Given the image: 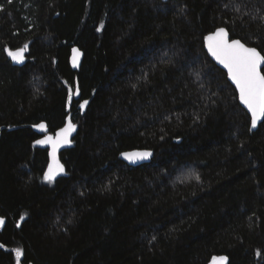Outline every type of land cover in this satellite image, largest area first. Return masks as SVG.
<instances>
[{
  "label": "trees",
  "instance_id": "1",
  "mask_svg": "<svg viewBox=\"0 0 264 264\" xmlns=\"http://www.w3.org/2000/svg\"><path fill=\"white\" fill-rule=\"evenodd\" d=\"M220 27L264 54V0H0V264H264V121L205 51ZM69 116L49 182L35 125Z\"/></svg>",
  "mask_w": 264,
  "mask_h": 264
},
{
  "label": "snow or ice",
  "instance_id": "2",
  "mask_svg": "<svg viewBox=\"0 0 264 264\" xmlns=\"http://www.w3.org/2000/svg\"><path fill=\"white\" fill-rule=\"evenodd\" d=\"M9 3L12 0H8ZM209 53L216 58L228 70L229 77L236 84L239 90V99L247 107L251 113V125L253 128L257 126L258 120L264 118V71H261V66L264 65V54L258 51L256 47H247L240 40H229L228 32L224 28H219L217 31L206 37ZM27 45L15 50H8V55L17 63L24 62V54L27 50ZM74 53L78 50L74 49ZM75 55L73 60L75 62ZM77 94L79 89L77 88ZM71 89H69V101L71 100ZM88 104L85 100L80 105L83 108ZM35 127L47 132L45 124H38ZM75 125L71 121V117L67 118L66 125L61 128L55 135H46L44 139L36 140L38 145L50 144L52 147V157L55 160L56 150L62 143H68L69 134L75 130ZM126 158L133 157L143 159L151 156L150 152L139 153H124ZM58 170L62 171L63 166L57 163L54 169L49 165L48 172L45 174V180L52 182L58 174ZM23 219V217H21ZM4 219L0 217V225H3ZM4 247L0 244V248ZM17 261L23 255V251L19 248L15 249ZM227 257H213L212 264H225Z\"/></svg>",
  "mask_w": 264,
  "mask_h": 264
},
{
  "label": "water",
  "instance_id": "3",
  "mask_svg": "<svg viewBox=\"0 0 264 264\" xmlns=\"http://www.w3.org/2000/svg\"><path fill=\"white\" fill-rule=\"evenodd\" d=\"M220 28H224V27H220ZM217 29H219V28H217ZM217 29L214 30L213 32L209 33L208 35H206V37H208L209 35H211V34L214 33L215 31H217ZM224 29L228 32V30H227L226 28H224ZM206 37L204 38V48H205V51L207 52V54L209 55V57L211 58V60H212L217 66H219L222 70H224V72L226 73L227 78H228V81L230 82V84L234 87V89H235L236 92H237L238 100H239L240 105L242 106L243 109H245V111L248 113V115H249V117H250V132H251V133H252V132H255V131L259 128L260 124L264 121V118L258 120V122H257V126H256L255 128L252 127V125H251V113H250V111H249V110L247 109V107H246V106L240 101V99H239V90H238L236 84H235V83L231 80V78L229 77V74H228V70H227V68H225L224 65H222L218 60H216L215 57H213V56L209 53V51H208V47H207V40H206ZM228 38H229V40H234V39L231 38L229 32H228ZM235 40H239V39H235ZM240 41H241V40H240ZM241 43H243V42L241 41ZM243 44H245V43H243ZM245 45H246V44H245ZM246 46H247V47H251V46H248V45H246ZM74 49L78 50V53H74V52H73ZM257 50H258V49H257ZM258 51H259V50H258ZM74 55H75V57H76L75 62H74V60H73ZM82 60H83V53H82V51H81L78 47H74V48L71 50V54H70V58H69V64H70V66H71V68H72L73 71H79V70H80ZM263 69H264V65L261 66V71H263ZM77 88H78V85H77ZM79 95H80V94H77V91H76V92H75V97L78 98ZM70 117H71V116H70ZM71 121H72V120H71ZM66 123H67V120H66ZM66 123H65V125H66ZM72 123H73V122H72ZM73 124H74V123H73ZM65 125H64V126H65ZM74 125H75V124H74ZM64 126H63V127H64ZM75 126H76V125H75ZM63 127H61V128H63ZM35 128H36V127H35ZM61 128H60V129H61ZM36 129H37V128H36ZM47 129H48V128H47ZM60 129H59V130H60ZM59 130H57L56 132H58ZM38 131H39V134H40V137H39L38 140H40V139H44V137H45L46 135H53V136H54L55 133H56V132H55V133H50L49 130H48L46 133H45V132H42V131H40V130H38ZM77 131H78V128H77V126H76V127H75V130L72 131V132L69 134V137H68L69 142H68V143H62V144L57 148V150H56V158H55V160L53 159V157H52V155H51V153H52V147H51L50 144L38 145V144L35 143V145H36L37 147H40V148H47V149L49 150V162H48V166H47V170H46V172H48L49 165H52L54 169L56 168L57 163H59L60 165L63 166V170H62V171H59V170H58V174L55 176V179H57L58 177H60L61 175H63V174H64V171H65V170H64V165H63L62 162L60 161V153H61L63 150L72 147L73 139H74V137L76 136ZM124 153H129V154H131V153H136V152H123V153L120 155V158H121V160H123V161H125V162H133V161H141V160H142V159L135 158V157H133L132 159L126 158V157L123 155ZM0 217H2V216L0 215ZM2 218H3V217H2ZM3 219H4V218H3ZM5 223H6V221H5V219H4V223H3V225H0V230L5 226ZM211 264H212V262H211ZM225 264H226V262H225Z\"/></svg>",
  "mask_w": 264,
  "mask_h": 264
},
{
  "label": "bare ground",
  "instance_id": "4",
  "mask_svg": "<svg viewBox=\"0 0 264 264\" xmlns=\"http://www.w3.org/2000/svg\"><path fill=\"white\" fill-rule=\"evenodd\" d=\"M224 71V70H223Z\"/></svg>",
  "mask_w": 264,
  "mask_h": 264
}]
</instances>
